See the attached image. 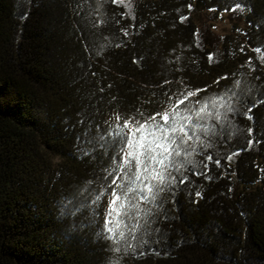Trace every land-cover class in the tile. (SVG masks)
I'll use <instances>...</instances> for the list:
<instances>
[{
	"label": "trees",
	"instance_id": "obj_1",
	"mask_svg": "<svg viewBox=\"0 0 264 264\" xmlns=\"http://www.w3.org/2000/svg\"><path fill=\"white\" fill-rule=\"evenodd\" d=\"M262 57L264 0H0V264H264ZM232 93V111L196 117ZM178 100L199 139L111 254L106 134Z\"/></svg>",
	"mask_w": 264,
	"mask_h": 264
},
{
	"label": "snow or ice",
	"instance_id": "obj_2",
	"mask_svg": "<svg viewBox=\"0 0 264 264\" xmlns=\"http://www.w3.org/2000/svg\"><path fill=\"white\" fill-rule=\"evenodd\" d=\"M120 2L123 3V0ZM211 60L210 54L209 61ZM194 94L188 92L184 98ZM234 98L235 93L209 98L201 104L196 117L203 120L214 115L219 119L220 109H224L225 114L233 110ZM181 103L183 100H178L171 111L155 113L143 122L137 121L135 125L127 117L117 114L115 118L118 123L110 125L106 136L117 137L120 144L117 154L112 157L111 167L106 169L105 179L109 176L112 179L104 188V191H111L108 193L109 205L105 209L101 235L103 239L111 242L108 245L111 254L120 253L122 245L125 249L132 248L131 241L137 239L135 233L140 228L139 217L143 212L141 204L145 201H155L159 192L175 181L176 178L171 176L170 169L179 171L183 166L176 158L183 153L184 159L188 160L192 154L188 151L191 147L188 142L194 137L199 139L196 137V125H192L189 130L188 122L192 121V116L182 115V112L177 110ZM209 106L215 109L214 113L209 111ZM183 111L191 113V108L186 107ZM157 116H161V119L157 120ZM101 139H105V136H101ZM180 182L183 183V180ZM104 191L96 195L93 203L101 199ZM132 220H136V223L130 224L129 221ZM120 259L118 255H109L106 264H120Z\"/></svg>",
	"mask_w": 264,
	"mask_h": 264
},
{
	"label": "rangeland",
	"instance_id": "obj_3",
	"mask_svg": "<svg viewBox=\"0 0 264 264\" xmlns=\"http://www.w3.org/2000/svg\"><path fill=\"white\" fill-rule=\"evenodd\" d=\"M230 18L226 13L217 15L214 19L207 21L209 28L216 34H222L228 31Z\"/></svg>",
	"mask_w": 264,
	"mask_h": 264
}]
</instances>
